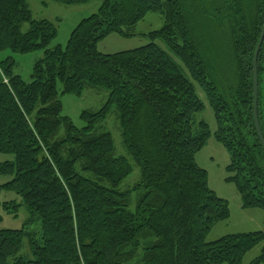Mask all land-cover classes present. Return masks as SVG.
Here are the masks:
<instances>
[{"label": "trees", "instance_id": "trees-1", "mask_svg": "<svg viewBox=\"0 0 264 264\" xmlns=\"http://www.w3.org/2000/svg\"><path fill=\"white\" fill-rule=\"evenodd\" d=\"M210 7L211 20L227 35L225 65L202 54L180 0H100L66 45L54 48H48L56 36L51 22L33 20L26 0H0V52L43 51L29 83L14 74L11 58L0 60V153L12 156L0 163V176L12 177L0 191L21 200L0 202V208L13 217L22 207L28 213L20 229L0 230V264H242L260 243L249 264H264V219L259 231L205 241L230 212L194 160L210 136L207 124L195 121L204 109L195 84L214 112L215 140L228 154L226 182L235 186L243 209L264 212V149L252 85L264 0H254L250 12L240 0H212ZM150 12L164 21L146 35L147 45L97 51L112 33L134 36ZM256 70L264 140V39ZM88 87L108 97L99 110L82 111L85 126L77 128L62 115L59 96H80ZM113 108L122 145L140 172L122 191L132 165L116 155L110 133L96 130ZM24 246L31 258L20 254Z\"/></svg>", "mask_w": 264, "mask_h": 264}, {"label": "rangeland", "instance_id": "rangeland-1", "mask_svg": "<svg viewBox=\"0 0 264 264\" xmlns=\"http://www.w3.org/2000/svg\"><path fill=\"white\" fill-rule=\"evenodd\" d=\"M212 0H180L183 5V14L186 15L188 24L192 29L194 39L199 43L202 54L213 63L225 65L228 62L227 35L224 29L218 27L210 15ZM247 12L252 10L254 0H240ZM28 9L33 20H47L51 22L56 30V36L48 46L64 47L67 43L71 31L83 19L97 12L100 0H91L86 4L64 5L51 0H26ZM163 17L159 13L150 12L143 20L134 27V36L123 37L112 33L97 43V51L102 54H114L118 52L130 51L147 45L150 40L146 36L149 32L158 30L163 25ZM28 29V24L22 26V30ZM165 49L159 41L155 42ZM43 57V51L38 50L28 54L15 53L10 50L0 52V60L11 58L13 60V72L19 75L27 83L31 81V73L34 64ZM186 76L188 74L185 72ZM189 78V77H188ZM264 87V81H263ZM196 93L204 104V109L196 114L195 121H203L210 130V136L204 147L195 154L196 164L207 172L208 187L215 195L226 201L229 208V218L216 223L207 234L205 241L211 242L222 236L255 232L262 229L264 212L260 209H243L240 197L232 183L226 182L228 176L225 167L229 163L226 150L221 144L216 142L214 132L216 130V120L214 112L210 107L204 93L195 85ZM58 89L61 86L58 85ZM108 97V92L99 88H86L80 96L64 94L59 96L62 105V115L68 117L77 128L85 126V122L80 119L82 111L95 112L99 110ZM115 109H111L106 119L96 126L98 132H108L112 136L115 152L117 156L126 157L132 165L131 174L120 184L119 190L132 187L139 181V169L133 164L122 145L120 126L117 120ZM12 156L0 153V163L11 161ZM10 176H0V186L11 180ZM134 196H132L133 198ZM21 200L14 192L0 191V202ZM133 208V205L132 207ZM0 230L20 229L28 218L27 211L22 207L17 213V217L7 214L0 208ZM35 228V226H34ZM263 243L256 245L246 253L242 264H249L255 259L262 248ZM21 255L31 258V254L26 246L21 249Z\"/></svg>", "mask_w": 264, "mask_h": 264}, {"label": "water", "instance_id": "water-1", "mask_svg": "<svg viewBox=\"0 0 264 264\" xmlns=\"http://www.w3.org/2000/svg\"><path fill=\"white\" fill-rule=\"evenodd\" d=\"M264 39V20H263V25H262V29H261V33L259 36V40L258 43L256 45L255 51H254V55H253V59H252V68H253V79H252V85H253V118H254V125L257 131V135L259 138V141L264 149V140L262 137V134L260 132L259 129V125H258V121H257V115H256V104H257V70H256V63H257V57H258V53L262 44V41Z\"/></svg>", "mask_w": 264, "mask_h": 264}, {"label": "bare ground", "instance_id": "bare-ground-1", "mask_svg": "<svg viewBox=\"0 0 264 264\" xmlns=\"http://www.w3.org/2000/svg\"><path fill=\"white\" fill-rule=\"evenodd\" d=\"M256 106H257V104H256Z\"/></svg>", "mask_w": 264, "mask_h": 264}]
</instances>
